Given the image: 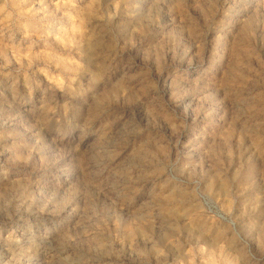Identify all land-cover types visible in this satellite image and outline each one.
<instances>
[{
	"label": "rangeland",
	"instance_id": "1",
	"mask_svg": "<svg viewBox=\"0 0 264 264\" xmlns=\"http://www.w3.org/2000/svg\"><path fill=\"white\" fill-rule=\"evenodd\" d=\"M0 264H264V0H0Z\"/></svg>",
	"mask_w": 264,
	"mask_h": 264
}]
</instances>
